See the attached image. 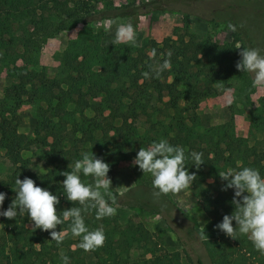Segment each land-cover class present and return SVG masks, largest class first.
<instances>
[{
  "label": "trees",
  "instance_id": "1",
  "mask_svg": "<svg viewBox=\"0 0 264 264\" xmlns=\"http://www.w3.org/2000/svg\"><path fill=\"white\" fill-rule=\"evenodd\" d=\"M198 4L206 8L203 19L230 32L229 41L199 35L186 21L161 42L146 38L106 46L104 31L88 28L153 13L194 15L189 8ZM229 23L237 27L235 32L229 30ZM80 24L87 28L62 53L61 61L67 65L63 79L19 65L38 57L47 41ZM238 43L264 49V0H127L119 5L114 0H0V71L6 70L11 79L0 100V154L5 153L10 165L0 175V193L7 195L3 210L16 196L18 177L31 178L57 195L58 214L81 207L66 199L62 185V173L71 170L70 163L81 153L93 151L110 165V175L121 161L134 159L141 147L163 138L182 146L186 155L203 154L199 169L191 159L186 160V168L196 175L191 187L210 217L202 242L211 263L264 264V254L246 236L237 234L234 239L215 227L225 214L235 211L234 190H223L226 182L219 172L249 166L264 175V96L249 115L247 137L235 132L236 113L208 128H202L199 114L201 103L218 96L230 83L237 85L238 101L253 106L250 96L257 88L252 75L235 66L242 50L235 49ZM165 59L170 67L156 75L152 69ZM95 101L94 115L87 116ZM25 104L38 106L32 139L19 131V110ZM74 129L81 148L69 151ZM33 148L41 149L39 159L46 172L34 171L32 157H24L23 152ZM151 178L147 174L139 185L154 188ZM81 179L93 183L91 177ZM120 197L111 189L105 194L113 208ZM136 206L145 210L141 203ZM149 212L159 214L151 208ZM82 215L89 230L102 228L105 235L104 244L92 251L79 247L81 237L71 233L68 221L55 229L63 230L57 243L51 230H34L26 213L12 220L0 216V264H63L62 255L70 258L69 264H87L88 255L94 257V264H183L182 254L166 250L141 222L121 224L115 212L98 218L95 208Z\"/></svg>",
  "mask_w": 264,
  "mask_h": 264
},
{
  "label": "rangeland",
  "instance_id": "2",
  "mask_svg": "<svg viewBox=\"0 0 264 264\" xmlns=\"http://www.w3.org/2000/svg\"><path fill=\"white\" fill-rule=\"evenodd\" d=\"M126 1L114 0L117 5ZM101 6V4L93 3V7ZM189 9L195 14L153 13L104 21L88 28L94 32L104 31L102 44L106 46L129 41L127 38L121 39L119 42L116 41L117 29L120 25L127 24L133 25L134 40L132 42L135 43H140L146 38L161 42L165 37L172 36L175 28L183 26L186 21H189L192 31L199 35L209 36L220 43L231 39L230 32L225 28L218 27L202 18L206 11L203 5L198 4ZM85 28L87 27L80 24L72 30L50 39L44 44L38 57L20 61L19 65H25L29 69L37 71L45 70L50 77L63 79L67 72V65L61 61L62 53L68 43ZM10 83L11 79L7 76L6 70H1L0 100H2L4 91ZM236 89V83H230L218 96L208 98L201 103L199 114L202 128L223 124L230 120L233 113H236L234 116L236 134L241 137L249 136V115L254 108H258L261 104L263 96L260 93H264V87L257 88L256 92L250 96L253 106L240 103L236 97ZM96 103L97 101L92 108L86 111L87 116L94 115ZM19 115L22 119L19 131L32 139L38 123V106L25 104L20 108ZM75 120L78 121V117H75ZM73 144L76 146L74 147ZM67 147L69 151H75L77 147L81 148L80 136L75 132V129L73 130L72 142ZM40 151L41 149L33 148L31 151H24L23 155L24 157H32L34 171L46 172L47 168L43 167V162L39 159ZM5 156V153L0 154V175H4L10 166ZM132 161L133 159L121 161L113 173L108 175L112 181L110 189L121 194L119 203L114 206L120 223L125 224L129 220H133L145 224L149 230L156 233L166 250L170 252L179 251L182 254L183 264H212L202 242V236L210 217L202 201L194 195L192 187L180 193H168V196L157 195L155 188L139 185V182L146 175L143 176V173L137 171V166H133ZM136 203H141L145 210L137 207ZM150 208L155 209L159 214L150 213ZM225 238L228 237L225 236ZM94 263V257L88 255L87 264Z\"/></svg>",
  "mask_w": 264,
  "mask_h": 264
},
{
  "label": "clouds",
  "instance_id": "3",
  "mask_svg": "<svg viewBox=\"0 0 264 264\" xmlns=\"http://www.w3.org/2000/svg\"><path fill=\"white\" fill-rule=\"evenodd\" d=\"M229 30L235 32L237 27L228 24ZM127 38L134 40L133 25H120L116 33V41ZM235 49L239 52L240 59L236 68L242 73L252 75L253 87H264V49L259 47H245L239 43ZM170 55V54H169ZM170 67L168 59L158 63L152 71L159 75ZM203 154L192 151L186 155L185 149L180 145H173L167 139L153 141L148 147H141L134 157L133 166H138L144 175L152 176L153 187L156 194L180 193L191 188L196 180V175L187 170L186 160L191 159L197 169L204 163ZM70 171H65L62 182L63 192L68 201L78 203L81 207L66 209L61 214L57 212L60 203L57 195L48 189L36 185L31 178L19 177L15 180L16 196L7 210H3L5 193H0V216L9 220L27 217L35 229L45 232L50 231L52 240L60 243L63 239V230L55 231L58 225L70 222V231L74 236L81 237L79 247L84 251H92L102 246L105 235L102 228L89 230L85 224L82 211L95 208L98 218L114 214L115 209L105 200V194L109 192L112 181L108 176L110 165L97 158L93 151L81 153V158L69 165ZM83 177H91L93 183H85ZM219 177L226 183L223 190H234L232 204L235 211L225 214L220 223L215 227L234 239L237 234L246 236L254 248L264 254V175L259 169L244 166L239 168H227L219 172ZM233 221L236 227H233ZM63 264H69L70 258L62 255Z\"/></svg>",
  "mask_w": 264,
  "mask_h": 264
},
{
  "label": "crops",
  "instance_id": "4",
  "mask_svg": "<svg viewBox=\"0 0 264 264\" xmlns=\"http://www.w3.org/2000/svg\"><path fill=\"white\" fill-rule=\"evenodd\" d=\"M258 93V92H257ZM261 94V96H264V93H260Z\"/></svg>",
  "mask_w": 264,
  "mask_h": 264
}]
</instances>
